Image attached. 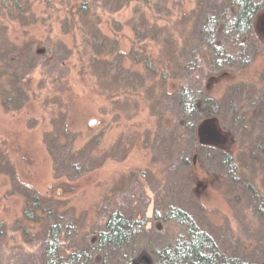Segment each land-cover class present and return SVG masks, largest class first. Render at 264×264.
Here are the masks:
<instances>
[{"label":"rangeland","instance_id":"obj_1","mask_svg":"<svg viewBox=\"0 0 264 264\" xmlns=\"http://www.w3.org/2000/svg\"><path fill=\"white\" fill-rule=\"evenodd\" d=\"M89 1L99 5L98 16L75 24L76 0H0V66L8 77H23L24 90L13 87L12 76L2 78L0 264L38 263L46 227L25 221L28 201L40 200L48 223L91 233L116 204L145 210L150 219L155 192L168 182L170 153L160 140L177 119L164 101L174 86L152 78L144 55L159 57L155 70L166 65L170 56L159 39L190 30L198 0H136L123 8L118 0ZM134 23L144 39L131 32ZM22 51L25 58L14 62ZM172 63L168 73L180 77L175 86L193 81V72L181 78L178 57ZM263 75L264 56L241 71L205 73L203 85L226 131L242 108L254 119L251 130L264 135ZM245 170L232 186L234 180H216L193 159L178 185L195 196L190 210L228 253L264 259V220L257 216L264 173L255 164ZM148 229L161 227L151 222Z\"/></svg>","mask_w":264,"mask_h":264},{"label":"trees","instance_id":"obj_2","mask_svg":"<svg viewBox=\"0 0 264 264\" xmlns=\"http://www.w3.org/2000/svg\"><path fill=\"white\" fill-rule=\"evenodd\" d=\"M7 1L11 0H2L3 4ZM80 1L76 0L79 5L75 15L81 18L77 20L73 15L71 19L75 24L91 15L98 16L99 5L91 4L89 0ZM118 1L122 3L119 7L123 8L136 0ZM146 1L148 3L149 0ZM196 8L193 26L182 35L176 38L174 35L165 36L156 28L162 34L159 40L164 45L163 50L167 49L170 58H175L167 59L166 65L157 66L155 70L152 64L155 65L159 57H155L153 52L144 55V63L153 73V79H160L167 85L173 83V92L164 101L177 117L172 127L167 126L168 134L165 133L160 140L170 153L167 160L170 173L164 190L155 192L152 217L147 218L145 210H130L133 208L116 204L106 211L102 225L91 233H81L82 229L77 231L60 220L48 223L40 200L28 201L23 210L25 221L46 227L37 264H264V259L256 255L228 253L217 232L190 210L197 202L195 196L188 197L187 186L178 185V179L184 178L182 176L194 157L216 180H221V175L228 176L230 182L234 180L232 186L236 185L234 176L242 175L252 164L263 169L264 173V135L251 130L254 122L249 118L251 113L237 109L230 121L231 129L226 131L219 123V104L203 85L207 72L241 71L264 56V0H198ZM135 26L136 23L131 25V32L135 30V36L144 39L146 32ZM93 27L95 29L96 24ZM24 55L23 51L18 53L14 62L19 63V58H25ZM176 57L181 78L193 72V81L178 87L175 82L180 77L168 73L173 69L172 62ZM0 67V86L5 93L7 84H3L2 78L8 76L5 68ZM11 76L13 87L20 83L23 90V77L19 80L17 75ZM212 118L219 121L224 135V141L217 145L201 142L198 134L200 123ZM171 129L172 133L169 132ZM251 194L256 196L259 193L252 190ZM259 197L257 216L264 220V197ZM151 222L161 229L150 232L148 225ZM90 234L96 238H91ZM68 238L69 249L66 247Z\"/></svg>","mask_w":264,"mask_h":264},{"label":"water","instance_id":"obj_3","mask_svg":"<svg viewBox=\"0 0 264 264\" xmlns=\"http://www.w3.org/2000/svg\"><path fill=\"white\" fill-rule=\"evenodd\" d=\"M216 118L203 121L199 126V138L200 141L207 144L217 145L224 141V135L221 133L222 129ZM196 159V157H195Z\"/></svg>","mask_w":264,"mask_h":264}]
</instances>
